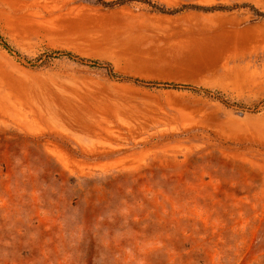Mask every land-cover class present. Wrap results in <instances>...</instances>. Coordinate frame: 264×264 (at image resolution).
<instances>
[{
    "label": "rangeland",
    "instance_id": "1",
    "mask_svg": "<svg viewBox=\"0 0 264 264\" xmlns=\"http://www.w3.org/2000/svg\"><path fill=\"white\" fill-rule=\"evenodd\" d=\"M0 264H264V0H0Z\"/></svg>",
    "mask_w": 264,
    "mask_h": 264
},
{
    "label": "trees",
    "instance_id": "2",
    "mask_svg": "<svg viewBox=\"0 0 264 264\" xmlns=\"http://www.w3.org/2000/svg\"><path fill=\"white\" fill-rule=\"evenodd\" d=\"M65 55H68V56H71L69 53H65ZM79 60H83V59H79ZM94 64H98L97 62H94ZM108 72L110 75L114 76L115 74L113 73L112 71V68L110 66H108L107 68ZM124 79H127V80H133L135 82H142L138 79H132L130 77H125ZM153 83V82H152ZM153 84H157V83H153ZM164 86H167V87H172V88H191L189 85H179V84H174V83H163Z\"/></svg>",
    "mask_w": 264,
    "mask_h": 264
}]
</instances>
